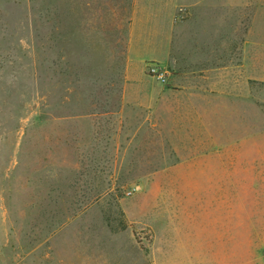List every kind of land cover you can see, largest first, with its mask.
I'll list each match as a JSON object with an SVG mask.
<instances>
[{
    "label": "rangeland",
    "instance_id": "obj_1",
    "mask_svg": "<svg viewBox=\"0 0 264 264\" xmlns=\"http://www.w3.org/2000/svg\"><path fill=\"white\" fill-rule=\"evenodd\" d=\"M163 1L226 19L229 49L264 39V0ZM139 5L0 0V264H264V85L254 160L232 120L181 158L122 95L132 12L153 79L168 25Z\"/></svg>",
    "mask_w": 264,
    "mask_h": 264
},
{
    "label": "crops",
    "instance_id": "obj_2",
    "mask_svg": "<svg viewBox=\"0 0 264 264\" xmlns=\"http://www.w3.org/2000/svg\"><path fill=\"white\" fill-rule=\"evenodd\" d=\"M172 4L140 0L139 5L146 11L157 5L161 17L168 18L167 26L156 25L158 54L151 58L166 69V84L145 73V58L138 57L139 48L132 39L136 27L132 12L122 93L125 104L139 106L154 117L157 127H165L170 142L187 144V155L180 157L190 160L206 159V153L197 151L196 145L212 144V130L225 129L228 121H235L241 135L245 127L251 134L254 160L260 130V88L264 85V39H241L229 49L226 19L214 23L209 15L197 11L200 14L180 20L179 7ZM149 12L153 13L146 18L154 21V10Z\"/></svg>",
    "mask_w": 264,
    "mask_h": 264
},
{
    "label": "built area",
    "instance_id": "obj_3",
    "mask_svg": "<svg viewBox=\"0 0 264 264\" xmlns=\"http://www.w3.org/2000/svg\"><path fill=\"white\" fill-rule=\"evenodd\" d=\"M146 70L159 82L165 83L167 81V71L160 63L153 61L146 66Z\"/></svg>",
    "mask_w": 264,
    "mask_h": 264
}]
</instances>
